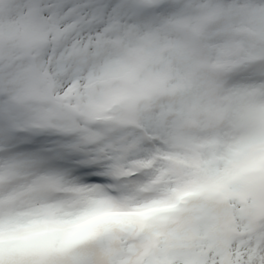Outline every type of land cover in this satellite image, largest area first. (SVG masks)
Masks as SVG:
<instances>
[{"label": "snow or ice", "instance_id": "snow-or-ice-1", "mask_svg": "<svg viewBox=\"0 0 264 264\" xmlns=\"http://www.w3.org/2000/svg\"><path fill=\"white\" fill-rule=\"evenodd\" d=\"M0 264H264V0H0Z\"/></svg>", "mask_w": 264, "mask_h": 264}]
</instances>
